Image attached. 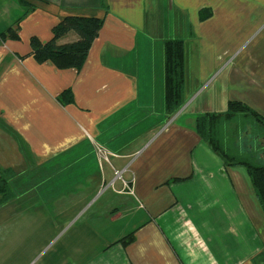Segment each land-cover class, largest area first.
<instances>
[{"label": "crops", "instance_id": "0c3cea01", "mask_svg": "<svg viewBox=\"0 0 264 264\" xmlns=\"http://www.w3.org/2000/svg\"><path fill=\"white\" fill-rule=\"evenodd\" d=\"M26 2L35 8L20 20L19 40L0 45V174L13 171L0 248L16 237L37 244L50 211L74 213L59 205L105 188L102 229L41 264H264V214L245 170L226 166L194 127L229 100L264 116V0H0V31ZM66 15L104 18L79 70L30 52L29 38L47 41ZM169 37L183 40L186 72L185 103L172 115L163 103ZM76 39L69 31L57 43ZM216 72L219 83L202 96ZM67 89L73 101L62 104ZM129 232L130 242L116 243Z\"/></svg>", "mask_w": 264, "mask_h": 264}, {"label": "trees", "instance_id": "16d2710c", "mask_svg": "<svg viewBox=\"0 0 264 264\" xmlns=\"http://www.w3.org/2000/svg\"><path fill=\"white\" fill-rule=\"evenodd\" d=\"M24 13L0 31V45L7 40H19V22L34 6L26 2ZM210 11L200 14L206 18ZM104 23L103 17L66 15L58 20L51 29V37L42 42L36 36L29 38L30 52L39 63L50 61L59 69L79 70L85 62L89 49ZM73 31L77 39L58 44L57 40L67 32ZM164 54V95L163 103L168 115L174 114L183 103L185 83L184 43L180 38H165ZM62 104L71 103L72 93L67 89L58 97ZM198 135L219 154L226 166H238L245 170L258 203L264 214V116L240 100H229L222 112H206L194 119ZM240 122V130L230 132L228 126ZM245 141V142H243ZM263 158V156H262ZM13 171L5 169L0 174V203L11 198L10 178ZM133 238V232L119 238L125 245Z\"/></svg>", "mask_w": 264, "mask_h": 264}, {"label": "rangeland", "instance_id": "374dc122", "mask_svg": "<svg viewBox=\"0 0 264 264\" xmlns=\"http://www.w3.org/2000/svg\"><path fill=\"white\" fill-rule=\"evenodd\" d=\"M218 73L219 72H216L198 90V92L200 90L203 91L202 96L204 95V93L208 92V89L211 86H213V88L214 86H217L220 79L219 76L216 77ZM188 87L190 90L192 88L196 90V86L190 85ZM184 88L185 83L183 89ZM200 97L201 96H198L197 98L194 97V100L198 101ZM184 103L185 101L183 97L182 106L184 105ZM239 123L240 122H237L236 124H230L227 129L232 132L237 128V130L239 131L240 127H237L240 126ZM259 156L260 160H264V154H261ZM39 177L40 172H38L34 176L30 175L29 173H24L20 176V180L22 181L15 182L16 188H20L21 184L29 180L40 179ZM87 184L90 185V182H88ZM64 186L67 190H70L72 185L71 183H67ZM88 189L79 193L74 199H65L64 202L59 205L69 207V209L74 210V213H72V211H69L65 214H62V212H59L58 210L50 211V213L48 214V221L50 225L48 234H46L42 240H40V232L35 231L33 234V239L38 241L37 244L35 243L26 246L16 237L17 242L14 245L9 246V249L3 250L0 248V264H41L47 258V253H50L51 258L56 252L66 253L71 243H74L76 240L82 239L83 237H91L93 228L100 231L102 229V224L108 221L107 215H104V211L102 210L103 214H101L100 210L98 209L99 205H101L103 200L105 199L106 194L101 195L105 188H103L96 197L95 195H93V192ZM29 198L31 199L32 197L30 196ZM24 200L25 197H21L19 201H17V203L19 205H22V203H24ZM79 207H81V212L79 211ZM16 217L18 220H20L19 218H26L25 215H21L18 213ZM35 220L36 219H32V223L35 224Z\"/></svg>", "mask_w": 264, "mask_h": 264}, {"label": "built area", "instance_id": "2783aa9c", "mask_svg": "<svg viewBox=\"0 0 264 264\" xmlns=\"http://www.w3.org/2000/svg\"><path fill=\"white\" fill-rule=\"evenodd\" d=\"M100 151H101V150H100ZM122 172H123V171L115 170V171H114V179L121 178ZM124 187H125V188H128V185H127V182H126V181L124 182Z\"/></svg>", "mask_w": 264, "mask_h": 264}]
</instances>
